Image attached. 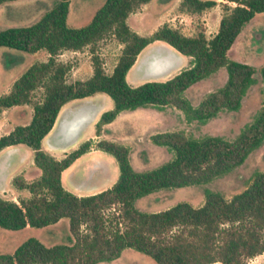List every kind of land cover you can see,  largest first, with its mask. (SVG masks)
<instances>
[{"label": "trees", "instance_id": "obj_1", "mask_svg": "<svg viewBox=\"0 0 264 264\" xmlns=\"http://www.w3.org/2000/svg\"><path fill=\"white\" fill-rule=\"evenodd\" d=\"M14 0H0V4ZM150 0H105L90 21L67 26L68 0H56L35 22L0 30V47L28 53L44 50V61L30 64L0 95V110L29 104V121L0 135V150L23 144L32 151L38 174L30 181L18 174L11 184L29 196L16 202L0 197V228L45 227L68 219L71 238L46 247L27 238L12 253L0 254V264H96L117 258L124 248L151 257L156 264H242L264 251V171L254 172L246 187L226 199L219 192L204 191L201 205L186 202L156 212H141L135 199L153 191L201 185L223 176L243 163L264 140V64L256 71L227 55L236 36L255 13L264 12V0H224L217 30L210 37L199 30L187 36L166 23L149 36L131 30L127 16ZM215 0H180L178 8L200 13ZM113 37L121 44L110 73H105L96 53L97 43ZM152 41H160L188 58V66L165 80L130 85L125 75L137 55ZM89 48L91 75L85 80L65 81L69 66L57 59L62 51ZM224 68V83L207 93L196 105L183 96L192 84ZM260 81L261 102L232 139L221 136L191 137L181 130L150 135L151 143L166 148L172 157L147 171L129 164L127 146L105 139L95 147L112 155L118 167L115 182L107 189L77 196L66 191L60 173L89 150L90 141L56 159L41 148L63 104L103 93L112 101L94 123L96 135L124 110L136 108L181 111L187 121L199 124L222 111L239 108L246 91ZM41 90L34 99V91Z\"/></svg>", "mask_w": 264, "mask_h": 264}, {"label": "rangeland", "instance_id": "obj_2", "mask_svg": "<svg viewBox=\"0 0 264 264\" xmlns=\"http://www.w3.org/2000/svg\"><path fill=\"white\" fill-rule=\"evenodd\" d=\"M104 1L68 0V11L65 19L67 26L80 27L87 24L94 12ZM55 2L56 0H14L0 4V30L27 26L35 22ZM178 4L179 2H175L174 0H152L148 5L140 6L137 10L130 13L127 16L126 23L131 30L142 36H149L158 26L166 23L187 36L194 35L197 31L202 30L206 37H210L217 26V18L223 12L222 4H219L214 10L206 9L200 13L180 11ZM207 32L209 34H206ZM160 44L165 43L152 41L137 55L133 65L125 75V79L130 85H137L145 80L141 78L140 71L135 68L145 54ZM120 49L121 44L113 37H106L97 43L96 53L100 58L105 73L111 72L120 54ZM46 57L47 54L44 50L28 53L1 46L0 95L4 91H9L12 82L30 64L44 61ZM228 57L234 61L246 63L256 71L264 64V12L255 13L244 25L242 31L235 38L228 52ZM57 59L69 66L65 74V81L67 83L85 80L91 75L92 69L88 47H84L78 51H62L58 54ZM187 66L188 58L182 55V62L178 68L156 80H165ZM225 78L226 73L224 68H219L209 77L185 89L183 96L194 106L207 93L221 86ZM40 91L37 89L33 92L34 99L39 97ZM87 100L102 105L99 114L112 107L111 99L103 93H95L83 99L70 101L65 107L68 108L73 104ZM260 102V81L257 78L256 83L246 91L237 110L222 111L215 118L209 119L203 124L187 121L181 111L172 107H165L159 110L154 108H136L119 112L110 123L103 125L100 130L102 136H94V123L99 116L98 114L73 145L64 149L57 148L54 150H46L43 143L42 146L46 153L57 159L62 158L64 154L75 149L81 142L89 140L91 155L98 157L105 165L109 168H114L117 172L118 167L114 157L106 152L97 150L95 147V143L101 139L114 141L128 147V161L133 170L147 171L156 168L172 157V154L166 148L151 143L149 139L150 135L159 132L181 130L186 135L196 138L221 136L225 139H232L258 110ZM22 107L25 115L23 116L22 114V118L19 112H17L15 119L18 124L27 123L32 113L29 104H23ZM19 147L27 154V158L24 161L25 164L31 157L32 151L25 145H20ZM27 170L28 166H25L22 173H25ZM257 171H264V140L261 146L248 154L241 165L227 174L213 179L209 183L158 189L148 195L135 199L133 205L137 210L146 213L164 210L179 202H186L193 207H197L203 202L205 190L219 192L224 198L228 199L233 194L242 191L250 182L253 173ZM32 173V171H29L28 181L36 177ZM62 185L67 190H72L65 172L62 174ZM0 197L11 201H13V197L16 201L20 198V196L12 194L10 190L2 192ZM27 238H35L46 247L67 243V238H71L68 219L63 217L53 224L39 228L29 226L18 230L0 228V254L12 253ZM96 264H156V262L148 255L131 248H124L117 258ZM210 264L219 263L213 262ZM242 264H264V251L245 259Z\"/></svg>", "mask_w": 264, "mask_h": 264}, {"label": "crops", "instance_id": "obj_3", "mask_svg": "<svg viewBox=\"0 0 264 264\" xmlns=\"http://www.w3.org/2000/svg\"><path fill=\"white\" fill-rule=\"evenodd\" d=\"M174 1L179 2L180 0H174ZM215 1H216V4L209 9L214 10L217 8L219 4H222V3L229 5V6L233 4L230 2H225L224 0H215ZM150 2H152V0L148 1L145 4H142L141 6H146ZM219 19H220V16L219 18H217V21H216L217 26H218ZM217 26L215 27V30L211 33V35L216 32ZM206 34H209V33L207 32ZM230 49L228 50V52L230 51ZM228 52H227V55H228ZM5 92L6 91H4L3 93ZM67 103L68 102H66L65 104L61 106L57 114V117L62 111L67 109V107H65ZM22 105L11 106L9 108L0 110V126L2 129V132L0 133V135L8 133L15 125L26 124V123L18 124L17 120L15 119L17 112H19L22 118L25 115L23 113ZM51 130L41 140V148L44 151L45 149L43 148L42 143L45 145L46 150H54L50 148V146L46 143V139L48 138ZM94 136L99 137V136H102V134H99V135L94 134ZM20 145H23V144L9 146V147H6L0 150V194H2V192L4 191L10 190L12 194L20 196L19 199H25L29 196L28 191L26 189L15 188L11 184V179L13 176L20 174L27 180L29 178V171L30 172L32 171L35 175H37L38 173L34 171L35 167L33 166L32 155L28 159V161L24 164V161L27 158V154L23 152L21 147H19ZM91 154L92 152L88 150L87 152L77 157L67 168L61 171L60 182H61V186L66 191L71 192L77 196L88 195V194H93V193L105 190L109 188L115 182L118 176V171L116 172L114 168H109L107 165L104 164L102 160H100L98 157L92 156ZM57 159H60V158H57ZM25 166H28V170L25 173H22ZM64 172L66 173V176L68 180L70 181V187L72 190H67L62 185V174ZM12 199L14 202L17 203L14 197Z\"/></svg>", "mask_w": 264, "mask_h": 264}, {"label": "water", "instance_id": "obj_4", "mask_svg": "<svg viewBox=\"0 0 264 264\" xmlns=\"http://www.w3.org/2000/svg\"><path fill=\"white\" fill-rule=\"evenodd\" d=\"M181 62L180 53L166 44H160L145 54L135 69L140 71L144 81L156 80L178 68ZM101 108V104L89 100L71 105L58 115L46 143L52 149L73 145L95 120Z\"/></svg>", "mask_w": 264, "mask_h": 264}]
</instances>
